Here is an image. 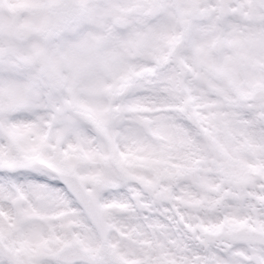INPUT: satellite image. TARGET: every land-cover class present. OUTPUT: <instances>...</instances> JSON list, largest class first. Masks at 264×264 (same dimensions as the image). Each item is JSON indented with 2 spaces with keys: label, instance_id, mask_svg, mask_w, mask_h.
<instances>
[{
  "label": "snow or ice",
  "instance_id": "1",
  "mask_svg": "<svg viewBox=\"0 0 264 264\" xmlns=\"http://www.w3.org/2000/svg\"><path fill=\"white\" fill-rule=\"evenodd\" d=\"M0 264H264V0H0Z\"/></svg>",
  "mask_w": 264,
  "mask_h": 264
}]
</instances>
